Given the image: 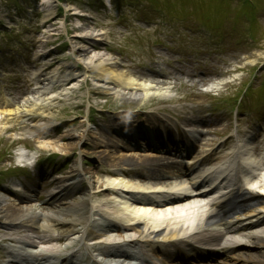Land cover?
Wrapping results in <instances>:
<instances>
[{
  "label": "rangeland",
  "instance_id": "obj_1",
  "mask_svg": "<svg viewBox=\"0 0 264 264\" xmlns=\"http://www.w3.org/2000/svg\"><path fill=\"white\" fill-rule=\"evenodd\" d=\"M130 1L137 5L127 6L123 0H113L106 7L100 0H0V189L1 186L3 188L0 191L4 194L0 200L3 203H15L24 208L39 207L50 194L60 190L55 181L64 186L74 183L79 190L72 199L87 202L85 214L91 210L92 223H100L99 228H105L109 220L126 224L122 218L106 214L109 213L106 204L112 192L104 182L108 177L106 172H110L108 168L114 166L100 155L109 150L124 156L133 153L159 155L163 151L158 144L159 139L163 145H173L176 129L179 130V139L183 137L181 127L192 130L217 128L218 135L234 130L239 140L251 139L246 145L251 148L248 164L263 161L264 122L259 123L262 124V136L254 116L248 118L241 114L244 118L238 126L232 125L231 117L220 115V110L205 116L202 103L206 96H199L204 94L203 84L212 82L214 78L219 82L221 96L227 97L236 95L255 71L257 74L252 80L257 84L255 79L264 66H261L264 61V0ZM143 5L158 13L154 16L150 10H142ZM146 18L151 19L149 23L142 20ZM180 20L192 24L193 30L189 32L182 28ZM158 21H169V25ZM173 22L177 25H171ZM198 22L217 34L226 30L236 43L246 44L257 38L258 44L248 52L239 46L216 51L205 44L208 41L198 34L197 29L194 30ZM235 26L243 27L247 33L240 31L237 36L238 28L235 31ZM216 42L223 44L220 36ZM156 43L161 45L155 46ZM96 56H101L106 62L96 67L88 64L87 60ZM115 61H118V66L111 67L110 63ZM139 64H144V69H139ZM104 70H132L138 83H147L150 79L166 83L161 88H151L157 95L151 93L145 97L147 91L143 86L141 89L135 84L126 89L112 76L106 77L102 73ZM199 79L203 80L202 85H198ZM222 83L225 84L220 85ZM168 86L171 93L160 96L158 92ZM263 88L264 81L261 91ZM127 92L142 93L141 96H130ZM252 92L254 89H249L248 94ZM32 103H36L32 111L28 110L30 106L24 109L25 105ZM25 114L31 115L32 119H26ZM175 116L178 117L177 128L172 125ZM59 122L64 124L55 130L53 127ZM123 122L137 128L139 133L142 131L149 135L153 146L138 138L134 144L140 146L139 149L130 150L131 140L111 133ZM36 124L39 126L34 130ZM146 125L150 127V133ZM208 134L210 138L214 137L211 132ZM206 135L203 140L209 141ZM215 141L218 142L219 138L210 140ZM200 145L198 142L192 156L198 154ZM26 148L37 150L29 153ZM48 155L52 157L48 165H40L38 161L45 160ZM25 162L33 164L24 169L17 168ZM166 170L150 171L154 176L147 180L139 178L141 171L136 169L127 180L142 185L153 180L175 185L181 170ZM260 173V170L256 171L257 175ZM126 174L129 173L125 166L122 175L125 177ZM89 184L98 191L89 195L93 190L89 189ZM256 190L264 194L262 189ZM144 191L151 190L146 188ZM130 200L131 203L135 199ZM65 202L61 200L62 205ZM50 204L49 207L55 205ZM78 230H81L80 224H76L71 233L62 235L61 239L51 241L47 247L58 249L60 254L57 257L62 259L61 264H71V261L73 264H85V259L88 264L93 259L100 260L97 255H92L96 252L87 250L78 238ZM42 234L37 229L30 232L27 228H10L0 222V264H9L7 248L29 252L42 249L47 244L38 237ZM22 237L35 239V246H23L19 241ZM150 246L151 243L142 247L143 251L139 248L127 250L138 255L144 252L157 264L183 263L179 258H184L183 255H170L168 259L166 251ZM256 249L252 246L244 251L236 249L233 253L244 252L247 255ZM71 251L74 256L70 260L64 259ZM159 253H163L162 257ZM90 255L92 258H87ZM198 255L190 264H222L226 260V257L218 256L220 259L216 263L199 262ZM138 261L132 257L127 262ZM244 261L245 258H241L238 263ZM250 263L251 260L245 264Z\"/></svg>",
  "mask_w": 264,
  "mask_h": 264
},
{
  "label": "bare ground",
  "instance_id": "obj_2",
  "mask_svg": "<svg viewBox=\"0 0 264 264\" xmlns=\"http://www.w3.org/2000/svg\"><path fill=\"white\" fill-rule=\"evenodd\" d=\"M87 62L96 67L103 65L106 61L103 62L101 56H96V58H89ZM110 65L111 67H113L112 65L118 66V61L110 63ZM102 73L108 78L112 76L114 80L118 81L117 84H123L126 89L132 88L135 84L139 88L143 86V90L147 91L145 97L151 93L157 95V92H152L151 88H161L160 86L166 83V81L156 79H150L151 81H147V83H138L132 70L124 72L104 70ZM141 73L145 74L144 72ZM198 81V85H202L203 80L199 79ZM164 88L167 89L158 92L160 96L171 93L169 89L171 87ZM127 93L130 96H141L142 92ZM35 104L25 105L24 109L30 106L28 110L32 111ZM7 111L12 112V110ZM28 119H32V116L30 115ZM38 126L39 124H36L34 130ZM146 127L148 133H150V127L148 125ZM217 130V128L212 129V131ZM136 131L137 128L135 129L132 125H126L123 122L121 127L115 130L112 129L111 133L115 137L125 135L128 139V135L131 134L135 137ZM193 135L194 133L191 134V136ZM182 143L184 144L182 146L187 150L188 140L183 139ZM100 157L104 161L111 162L114 166L112 169L108 168L113 176L106 177L104 182L107 189L116 191L106 204L109 208V213L106 214L110 217H120L126 224L109 220L105 225V228L109 230L104 227L99 228L100 223H92L91 210L89 214H85L87 202L72 199L79 190L77 184L71 183L64 186L58 182V186L55 181L56 187L60 190L55 194H50L47 200H43L42 206L24 208L15 203L5 204L0 200V222L10 228L20 225L32 232H34V229L40 230L43 234L38 237L44 240L43 244L47 243L42 249L34 252L16 251L10 248L9 264L47 263L53 259L51 258L52 254L54 255L53 252L57 253L58 251L54 246L47 248L51 244L50 242L62 235L71 233L76 224L81 225V230L77 232L78 238L83 241L85 247L96 252L98 256H102L101 259L104 264H131L127 261L132 257L141 260V263L137 262V264H157L152 257L146 256L143 258L137 253L126 251L128 247L140 249L150 243L159 246L167 245L170 250H184L191 254H194L197 250L200 253L205 252L204 248L199 245L203 244L211 248L209 251L211 255H219L221 251L224 252L226 260L222 264H240L238 261H241V258H245V263L251 260L250 264H264V194H259L256 190V188H260L264 193V172L257 175L256 171L259 168L257 165L256 167H254L255 165L251 166L247 170L248 174L245 176L244 181L239 182L236 180V173H243L245 170V166L240 161L236 159L231 161L224 166L225 169L217 173L222 164L208 162L210 159L207 156L203 157L201 165L215 164L210 168H213V171L217 174L212 176L210 181L223 178L227 191H219L216 193V197L202 201L201 198L181 196L182 192L180 193L179 190H183L184 185L175 187L172 183H168L169 185L165 183L168 186L167 188L174 191V193L169 194V196L174 197V200L167 199V204L165 195L154 196L143 191L146 188L165 189L164 184H161L163 182L153 180L150 182L151 185L149 182L147 185H142L137 181L131 180L129 182L127 178H131L136 169L141 171V178L144 179L145 176H152L151 173L146 174L143 172L144 170L150 171L156 167H165L169 168L166 171L170 172V169L174 168L173 159L165 154L151 156L133 153V155L124 156L123 154H114L110 150L106 154L100 155ZM247 158L251 160L249 151L244 148V160H248ZM187 161L185 160L181 165H186L188 170L191 166H188L190 163ZM181 165L180 167H183ZM125 166L126 172L131 175L129 177L122 175ZM217 166L218 168H215ZM110 167H112L111 164ZM203 175L201 170L196 174L200 178ZM92 186V184L88 186L89 189L94 190L89 191V195L98 191ZM125 190L126 192H124ZM2 195L4 194L0 191V196ZM132 198L143 205L130 203ZM62 199L66 201L64 205L61 203ZM49 202L50 205L58 203L49 207ZM164 206L166 207L161 209ZM113 232L116 233L115 236L111 235ZM20 242L23 246L28 247H34L36 244L35 239L31 237H22ZM252 246L257 247L253 253L247 255L244 252L230 254V250L235 248L239 247V249L244 250L246 247L252 248ZM244 262L242 264H245Z\"/></svg>",
  "mask_w": 264,
  "mask_h": 264
}]
</instances>
